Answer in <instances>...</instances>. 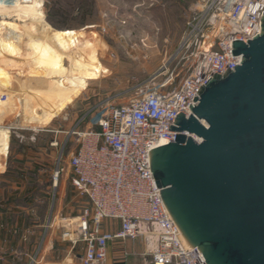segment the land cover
Masks as SVG:
<instances>
[{
  "label": "rangeland",
  "instance_id": "obj_1",
  "mask_svg": "<svg viewBox=\"0 0 264 264\" xmlns=\"http://www.w3.org/2000/svg\"><path fill=\"white\" fill-rule=\"evenodd\" d=\"M198 1L42 0L41 8L35 0L15 8L17 19L0 6L1 206L27 199L31 185L41 187V224L50 219L52 231L80 214L87 202L69 175L53 187L73 147L68 133L95 129L109 105L142 97L172 71L166 90L180 84L190 62L179 64L177 52ZM37 111L46 117L41 132L22 128Z\"/></svg>",
  "mask_w": 264,
  "mask_h": 264
},
{
  "label": "built area",
  "instance_id": "obj_2",
  "mask_svg": "<svg viewBox=\"0 0 264 264\" xmlns=\"http://www.w3.org/2000/svg\"><path fill=\"white\" fill-rule=\"evenodd\" d=\"M34 2L0 0V6L14 9ZM263 15L264 0H199L177 52L182 54L179 64L190 62L180 84L166 90L172 71L162 83H150L151 91L142 97L109 105L95 129L75 127L68 133L73 147L65 166L56 168L53 187L61 175H69L70 186L87 202L78 216L59 222L61 240L81 251V264H104L110 242L138 238L152 244L146 253L152 264H205L167 212L149 172L148 153L175 142L177 133L170 126L179 112L188 117L203 85L240 65L231 42L258 36ZM103 221L118 222V231L103 233Z\"/></svg>",
  "mask_w": 264,
  "mask_h": 264
},
{
  "label": "water",
  "instance_id": "obj_3",
  "mask_svg": "<svg viewBox=\"0 0 264 264\" xmlns=\"http://www.w3.org/2000/svg\"><path fill=\"white\" fill-rule=\"evenodd\" d=\"M231 43L240 65L176 115L175 142L149 151V172L205 264H264V15L258 36Z\"/></svg>",
  "mask_w": 264,
  "mask_h": 264
},
{
  "label": "crops",
  "instance_id": "obj_4",
  "mask_svg": "<svg viewBox=\"0 0 264 264\" xmlns=\"http://www.w3.org/2000/svg\"><path fill=\"white\" fill-rule=\"evenodd\" d=\"M31 188L25 200H10L5 206L0 202V264H81V251L62 241L60 232L51 230L50 219L41 224V187L37 192ZM118 229V222H102L103 233ZM151 247L142 238L110 242L104 264H152L146 255Z\"/></svg>",
  "mask_w": 264,
  "mask_h": 264
},
{
  "label": "bare ground",
  "instance_id": "obj_5",
  "mask_svg": "<svg viewBox=\"0 0 264 264\" xmlns=\"http://www.w3.org/2000/svg\"><path fill=\"white\" fill-rule=\"evenodd\" d=\"M4 12L8 18L16 17V19H17V14L15 12V8L10 9V8L4 7ZM63 94H64V92H62V95ZM0 107H1L0 110L2 111L4 106L1 102H0ZM45 120H46V117L41 118V112L37 111L35 114V117L34 116L28 117L27 121L25 123L21 124L20 126L26 130L41 132V123L44 122ZM5 141H6L5 134L0 132V145H2ZM54 186H57V184H55Z\"/></svg>",
  "mask_w": 264,
  "mask_h": 264
}]
</instances>
